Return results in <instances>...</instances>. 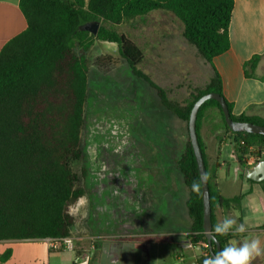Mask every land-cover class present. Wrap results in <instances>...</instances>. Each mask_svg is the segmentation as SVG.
Listing matches in <instances>:
<instances>
[{
	"label": "trees",
	"instance_id": "16d2710c",
	"mask_svg": "<svg viewBox=\"0 0 264 264\" xmlns=\"http://www.w3.org/2000/svg\"><path fill=\"white\" fill-rule=\"evenodd\" d=\"M233 7L234 0H20L27 28L0 51V242L71 236L75 220L70 210L85 194L84 187L78 186L71 163L81 158L89 83L87 54L95 42L116 44L134 76L156 92L161 107L188 127L192 107L200 97L207 93L224 97L219 73L215 70L204 87H193L184 103L172 100L166 89L138 69L144 60L142 50L116 27L153 11L169 12L183 23L185 40L211 64L215 57L230 49ZM92 22L100 23L96 36L82 29ZM259 60V56H254L245 63L247 75L255 70ZM227 105L234 121L264 126V118L234 116L232 104ZM210 107L218 109L226 133L230 132L220 104L207 101L197 119L202 151L199 130L204 112ZM236 146L244 178L248 159L262 157L264 136L236 133ZM176 168L189 191L186 205L192 225L188 238L193 246L200 247L202 264L210 253L203 230L202 184L199 193L191 190L192 182L200 179V175L189 138ZM206 169L214 229V209L240 210L243 195L222 196L215 176L207 166ZM216 237L223 248L232 236ZM119 240L170 248L177 245L171 235ZM11 256L12 250H6L0 262ZM263 260L264 257L257 258L256 262Z\"/></svg>",
	"mask_w": 264,
	"mask_h": 264
},
{
	"label": "rangeland",
	"instance_id": "374dc122",
	"mask_svg": "<svg viewBox=\"0 0 264 264\" xmlns=\"http://www.w3.org/2000/svg\"><path fill=\"white\" fill-rule=\"evenodd\" d=\"M116 28L142 50L138 69L170 99L184 103L193 87L202 88L197 81L202 56L185 40L183 23L173 14L157 10ZM87 59L81 158L71 163L86 203L77 201L70 210L72 232L83 237L85 250L93 240H106L99 236L179 237L192 224L189 191L176 168L189 138L187 123L161 107L156 92L134 76L116 44L96 41Z\"/></svg>",
	"mask_w": 264,
	"mask_h": 264
},
{
	"label": "crops",
	"instance_id": "0c3cea01",
	"mask_svg": "<svg viewBox=\"0 0 264 264\" xmlns=\"http://www.w3.org/2000/svg\"><path fill=\"white\" fill-rule=\"evenodd\" d=\"M26 28L20 0H0V51ZM229 36L230 49L215 57L211 64L200 57L202 72L197 76L199 86H205L216 70L222 80L224 98L232 104V114L264 118V0H234ZM254 56H259L260 60L255 70L249 71V76L245 63ZM199 137L206 166L215 176L222 196L234 198L243 195L240 210L214 209L216 224L225 217L234 218L237 223H246L247 232L240 236L230 234V241L241 242L251 237L264 240V181L241 177V167L232 157L230 140L217 108L210 107L204 112ZM259 160H264V151L261 159L251 156L247 166L253 167ZM189 234L190 230L179 237L161 234L175 237L177 245L172 248L163 244L126 242L112 236L114 239L108 240L111 237L99 236L95 238L106 240H93L89 250H85L81 242L83 237L74 231L69 238L79 245L71 251L51 250L47 239L2 241L0 257L8 249L12 250V256L0 264H200L202 251L199 254L194 251L200 247L190 243ZM140 236L128 235L120 239ZM254 264H264V260H255Z\"/></svg>",
	"mask_w": 264,
	"mask_h": 264
},
{
	"label": "water",
	"instance_id": "95a60500",
	"mask_svg": "<svg viewBox=\"0 0 264 264\" xmlns=\"http://www.w3.org/2000/svg\"><path fill=\"white\" fill-rule=\"evenodd\" d=\"M100 28L99 22H92L84 25L82 29L84 31L89 32L90 34L96 36ZM215 100L217 101L222 109V113L224 115L226 124L230 130L228 136L231 137L230 145L232 151V157L238 161L239 157L237 154V146H236V133H247V134H255V135H263L264 136V126L253 124L249 122H236L232 119L231 113L229 111V107L227 105L226 99L217 93H207L200 97L193 105L189 122H188V132L189 139L191 142V146L196 158L199 175L201 177L202 174H207V169L205 165V160L203 156V151L200 146L198 133H197V119L200 108L207 101ZM244 176L247 179L261 182L264 181V160H259L253 167H245L244 168ZM202 197H203V230L207 239L208 248L210 255L218 252L222 249L220 242L217 237L213 234V222H212V207H211V197H210V189H209V181L208 176L205 181L202 183ZM215 244V248L213 246Z\"/></svg>",
	"mask_w": 264,
	"mask_h": 264
},
{
	"label": "clouds",
	"instance_id": "9594fccd",
	"mask_svg": "<svg viewBox=\"0 0 264 264\" xmlns=\"http://www.w3.org/2000/svg\"><path fill=\"white\" fill-rule=\"evenodd\" d=\"M207 174H202L200 179L192 182L191 190L199 193L201 184L205 181ZM78 203L83 206L86 203L84 197L79 198ZM245 222L237 223L231 217H225L214 226L213 234L216 236H240L247 232ZM194 251L199 254L200 248ZM264 257V240L259 237L244 238L241 242L229 241V243L213 255L203 259L202 264H254L257 258Z\"/></svg>",
	"mask_w": 264,
	"mask_h": 264
},
{
	"label": "built area",
	"instance_id": "2783aa9c",
	"mask_svg": "<svg viewBox=\"0 0 264 264\" xmlns=\"http://www.w3.org/2000/svg\"><path fill=\"white\" fill-rule=\"evenodd\" d=\"M244 144V142H242ZM49 248L54 251L73 250V241L70 238L66 239H47Z\"/></svg>",
	"mask_w": 264,
	"mask_h": 264
}]
</instances>
